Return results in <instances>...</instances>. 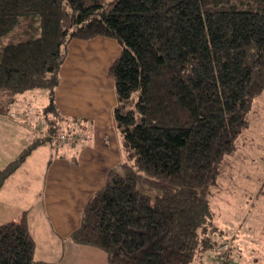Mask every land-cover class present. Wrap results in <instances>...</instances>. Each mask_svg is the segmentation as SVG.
Listing matches in <instances>:
<instances>
[{
    "label": "trees",
    "instance_id": "1",
    "mask_svg": "<svg viewBox=\"0 0 264 264\" xmlns=\"http://www.w3.org/2000/svg\"><path fill=\"white\" fill-rule=\"evenodd\" d=\"M98 36L121 46L109 71L122 162L70 239L103 249L109 264H233L210 196L264 92V0H0V114L43 88L49 129L84 131L55 94L70 43ZM24 152L0 167V190ZM35 251L25 215L0 223V264H56Z\"/></svg>",
    "mask_w": 264,
    "mask_h": 264
},
{
    "label": "crops",
    "instance_id": "2",
    "mask_svg": "<svg viewBox=\"0 0 264 264\" xmlns=\"http://www.w3.org/2000/svg\"><path fill=\"white\" fill-rule=\"evenodd\" d=\"M120 51L121 47L118 49L110 39L101 37L90 40L75 39L69 45L68 56L60 72L62 81L55 94V103L63 115L86 119V128L81 134L78 133L83 138L78 148L72 143L50 141L51 136L45 140L46 147L40 146L45 151L44 156L52 150L54 154L50 153L51 161L43 176L41 189L34 192L38 198V202H35L36 209L37 207L40 209V213H36L42 222L45 221L41 229L34 226L40 231L38 234L34 232L31 219L35 211H31L30 215L27 208L24 209L27 205L32 207L28 201H32L35 194L32 193L30 197L29 194L18 193L31 192V189L22 187L24 183H21L22 180H28V171L22 167L26 160L6 179L0 190L2 206L0 223L20 221L24 215L26 216L30 232L36 242L37 261L87 264L85 260H91V255L86 254L82 260L81 254L88 252L86 249L91 252L97 250L95 246L72 241L70 235L80 227L82 211L89 198L101 188L99 187L101 183L105 185L108 172L118 168L122 162L120 134L113 120V109L117 104L115 79L109 71ZM109 75L114 83L109 79ZM34 92L31 95L29 92V97L22 100L19 99V94L17 100L10 106L15 111L18 110L17 105L25 109L24 120L22 115V120H18L8 113L0 114L5 118L16 119L13 121L15 126L18 127L19 124L24 129L17 135L22 145L25 142L27 144L22 151L32 142V134L35 133L32 125L38 120L36 117L35 121H31V110L35 111L38 108L30 105L29 101L40 95L43 108L51 102L49 91ZM59 186H62L66 193H60ZM10 187L13 188L9 189ZM50 240H54V249L48 246L47 251H44L42 245Z\"/></svg>",
    "mask_w": 264,
    "mask_h": 264
},
{
    "label": "rangeland",
    "instance_id": "3",
    "mask_svg": "<svg viewBox=\"0 0 264 264\" xmlns=\"http://www.w3.org/2000/svg\"><path fill=\"white\" fill-rule=\"evenodd\" d=\"M98 37L108 38L118 49L121 47L114 38ZM108 77L114 83L113 78L110 75ZM34 91L47 92L48 90L43 88L31 89L20 94L19 99H26L25 97H29V92L31 95L35 93ZM41 99L39 95L37 98L33 97L29 101L30 105L38 108L35 111L31 110V121H35L36 117H38L37 123L32 125L35 131L32 134V142L30 140L31 143L27 146V149H31V152L22 151L25 147L24 145L27 144L25 142L22 145V141L17 138V135L24 129L19 124H17L18 127L15 126L13 122L16 119L22 120L21 115L24 120L26 116L25 109L17 105L19 111H15L13 107H10L8 115L16 119L5 118L0 115V166L8 165L12 160L15 161L24 152L26 162L22 167L28 171V180H22L21 183H24L22 187L27 190L31 189V192L23 193L18 191V193L19 195L29 194L30 197L36 190L41 189L43 176L51 161L50 153H53L52 150L44 156L45 151L40 146L46 147L45 140H48L50 136V141L55 140L57 143H62L58 137L61 133H66L62 128H59L58 131L49 129L51 126L49 123L51 116L46 112L49 105L43 108L41 106ZM248 119L249 126L239 136L236 151L229 159L226 168L221 174L222 176H218L211 189L210 204L216 213L214 221L226 231L225 236L234 245L232 254L233 264H264V92L254 99L252 111ZM75 133L81 134V131H76ZM43 139L44 141H42ZM82 142H76L75 147H80V143ZM102 186L101 183L99 187ZM139 187L152 196L159 194V190L147 184L142 183ZM12 188L10 187L9 189ZM58 189L60 193H66V190L62 186H59ZM34 194L36 196L32 197V201H28L29 204H32V207L27 205L24 209L27 208V212H30V215L31 211H35L32 213L31 219L33 220L32 226L34 232L38 234L40 231L37 228L35 229V227L41 229L45 221L42 222L40 216L37 215V213H40V209L39 207L36 209L35 202H38V198L37 193ZM0 210H2V206H0ZM41 241L39 242L41 243ZM225 242L231 244L229 241ZM53 245L54 240H50L42 245V249L47 251L46 248L48 246L51 247L50 249H54ZM220 248L225 252L228 247L227 244H221ZM95 249L97 250H94V252L86 249L88 252L81 254L82 260L86 254H89L92 258L91 260H85L87 264H109L106 260V252L98 247H95ZM210 260L211 264H216L217 262L219 263L220 258L217 255H212L210 256Z\"/></svg>",
    "mask_w": 264,
    "mask_h": 264
},
{
    "label": "built area",
    "instance_id": "4",
    "mask_svg": "<svg viewBox=\"0 0 264 264\" xmlns=\"http://www.w3.org/2000/svg\"><path fill=\"white\" fill-rule=\"evenodd\" d=\"M59 140L66 143L75 144L76 142H82L83 138L81 135L76 133H61L58 137Z\"/></svg>",
    "mask_w": 264,
    "mask_h": 264
}]
</instances>
